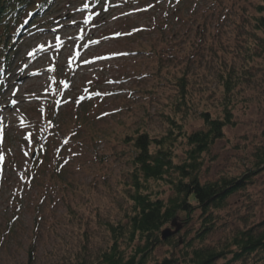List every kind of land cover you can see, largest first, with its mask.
Listing matches in <instances>:
<instances>
[{
    "label": "rangeland",
    "instance_id": "obj_1",
    "mask_svg": "<svg viewBox=\"0 0 264 264\" xmlns=\"http://www.w3.org/2000/svg\"><path fill=\"white\" fill-rule=\"evenodd\" d=\"M53 1L38 19L40 30L25 35L17 50L7 53L11 59L2 74L0 264H26L29 253L34 264H77L83 258L97 264L110 244L109 226L131 212L126 172L133 148L122 134L143 129L162 135L167 118L186 131L203 127L202 111L219 114L221 70L236 67L244 80L231 107L234 123L202 159V179L239 175L250 166L254 148L264 145L263 39L252 28L255 7L264 0H222L221 9L208 18L182 8L178 15L186 21L173 17L162 35L169 40L170 31L179 32L181 60L166 63L161 79L149 74L154 65L149 55L125 50H148L159 38L117 36L130 27L151 25L152 15L172 12L175 6L169 5L178 1L157 0L154 10L148 0L140 7L133 5L135 0H95L92 6L90 0ZM142 73L147 78L141 79ZM128 76V81L122 78ZM181 77L186 100L194 107L183 115L171 108V101L181 96ZM176 145L182 144L176 140ZM177 152L183 157L184 150ZM36 170L41 172L36 175ZM159 189L164 200L172 193L166 184ZM218 216L217 228L204 242L208 246L218 247L236 231L259 223L264 217V170ZM195 226L181 224L179 233L175 223L166 227L177 238L193 234ZM182 244L160 245L155 256L160 259L170 249L178 253Z\"/></svg>",
    "mask_w": 264,
    "mask_h": 264
},
{
    "label": "trees",
    "instance_id": "obj_2",
    "mask_svg": "<svg viewBox=\"0 0 264 264\" xmlns=\"http://www.w3.org/2000/svg\"><path fill=\"white\" fill-rule=\"evenodd\" d=\"M172 1H175L174 3L178 1L176 5H169L175 6L171 9L172 12L166 11L160 16L152 15L151 25L142 28L130 27L128 32L126 30L117 36L122 40L147 34H150L151 38H159L157 42L149 45L148 50L125 49L132 55L139 53L149 55L154 62L152 72L149 74H153L156 79H161V72L166 63L170 60L171 63L181 60L178 51L184 41L181 40L179 32L170 31L169 40L162 37L165 29L171 28L169 20L174 22L172 18L176 17L175 22L186 21L179 16L182 8L186 9L189 15L208 18L218 12L223 5L222 0H197V3L190 0H168L167 3ZM53 2V0H0V91L3 70L11 59L10 55L17 50L18 43L25 35L40 30L38 18L48 13ZM132 2L140 7L141 0ZM147 2L152 4L150 7L154 10L158 1ZM190 4L194 6L191 7ZM255 9L258 16L253 19L252 28L253 31L261 33L264 54V3L258 4ZM9 51L13 52L8 55ZM147 76L145 73L140 75L141 79ZM217 76L222 96L219 114L214 117L210 111H202L200 117L203 127L186 131L175 119L167 118L165 120L169 126L162 135L151 136L143 129L136 130V133L122 134L124 143L133 148L130 169L126 172L131 212L126 215L123 222L109 226L110 244L99 253L97 264H216L218 261H223L222 264H264V217L254 226L236 231L218 247L204 244L210 232L217 228L219 211L228 206L229 199L235 194L246 191L256 175L264 170V145L260 144L254 148L250 158L251 164L244 172L239 175H220L214 180L202 179V159L216 140L224 136V128L234 123L231 107L237 101L236 92L244 80L236 67L221 70ZM180 80L178 91L181 96L171 101V108L173 107V112H180V115H183L190 113L194 107L186 100V80L182 77ZM50 108L45 115L50 113ZM53 117L51 121L55 119ZM179 120H183L182 116ZM176 140L177 144L182 145L177 146ZM47 146L48 143L42 146L44 154L47 153ZM179 147L181 151L184 150L183 157L181 152H177ZM40 161L47 165L45 160ZM61 166L58 164L56 167L57 177L61 176L59 174ZM39 171H35L36 175ZM29 175L30 172H26V177ZM161 184H166L172 192L165 200L160 195ZM178 218L182 219L181 223L177 221ZM172 222L177 227L176 232L181 224L187 229L190 223L196 226L191 235L178 234L177 238L169 235L162 239L163 229ZM180 241L183 244L178 248V253L170 249L168 255L156 258L158 246L171 245L174 248ZM28 257L26 264H34L31 253ZM77 264H87V261L83 258Z\"/></svg>",
    "mask_w": 264,
    "mask_h": 264
},
{
    "label": "water",
    "instance_id": "obj_3",
    "mask_svg": "<svg viewBox=\"0 0 264 264\" xmlns=\"http://www.w3.org/2000/svg\"><path fill=\"white\" fill-rule=\"evenodd\" d=\"M172 233H173V231L170 228L167 227L166 229H164L162 231V234H161L162 236L161 237H162V239H165V238H167V236L171 235Z\"/></svg>",
    "mask_w": 264,
    "mask_h": 264
},
{
    "label": "snow or ice",
    "instance_id": "obj_4",
    "mask_svg": "<svg viewBox=\"0 0 264 264\" xmlns=\"http://www.w3.org/2000/svg\"><path fill=\"white\" fill-rule=\"evenodd\" d=\"M85 7H87V5H85ZM57 39H59V38H57ZM44 47H45L44 45H40V46H39V49H40V50H43ZM30 55H31V53H30Z\"/></svg>",
    "mask_w": 264,
    "mask_h": 264
}]
</instances>
